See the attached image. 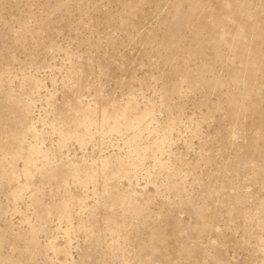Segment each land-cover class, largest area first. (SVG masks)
Instances as JSON below:
<instances>
[{"label":"rangeland","instance_id":"1","mask_svg":"<svg viewBox=\"0 0 264 264\" xmlns=\"http://www.w3.org/2000/svg\"><path fill=\"white\" fill-rule=\"evenodd\" d=\"M0 264H264V0H0Z\"/></svg>","mask_w":264,"mask_h":264}]
</instances>
